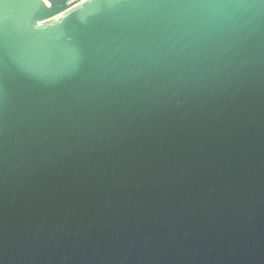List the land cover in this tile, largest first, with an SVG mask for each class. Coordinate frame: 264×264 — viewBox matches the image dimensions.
I'll use <instances>...</instances> for the list:
<instances>
[{
    "label": "water",
    "instance_id": "water-1",
    "mask_svg": "<svg viewBox=\"0 0 264 264\" xmlns=\"http://www.w3.org/2000/svg\"><path fill=\"white\" fill-rule=\"evenodd\" d=\"M0 0V264H264V0Z\"/></svg>",
    "mask_w": 264,
    "mask_h": 264
},
{
    "label": "bare ground",
    "instance_id": "bare-ground-1",
    "mask_svg": "<svg viewBox=\"0 0 264 264\" xmlns=\"http://www.w3.org/2000/svg\"><path fill=\"white\" fill-rule=\"evenodd\" d=\"M47 1V3H49V1L48 0H46Z\"/></svg>",
    "mask_w": 264,
    "mask_h": 264
},
{
    "label": "built area",
    "instance_id": "built-area-1",
    "mask_svg": "<svg viewBox=\"0 0 264 264\" xmlns=\"http://www.w3.org/2000/svg\"><path fill=\"white\" fill-rule=\"evenodd\" d=\"M46 1V0H45ZM47 2V1H46Z\"/></svg>",
    "mask_w": 264,
    "mask_h": 264
}]
</instances>
